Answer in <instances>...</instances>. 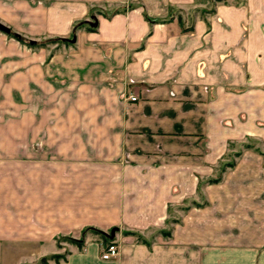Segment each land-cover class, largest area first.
I'll return each mask as SVG.
<instances>
[{
	"label": "crops",
	"instance_id": "crops-1",
	"mask_svg": "<svg viewBox=\"0 0 264 264\" xmlns=\"http://www.w3.org/2000/svg\"><path fill=\"white\" fill-rule=\"evenodd\" d=\"M0 21L75 31L0 32V264H264V0H0ZM114 227L104 259L85 231Z\"/></svg>",
	"mask_w": 264,
	"mask_h": 264
},
{
	"label": "rangeland",
	"instance_id": "rangeland-1",
	"mask_svg": "<svg viewBox=\"0 0 264 264\" xmlns=\"http://www.w3.org/2000/svg\"><path fill=\"white\" fill-rule=\"evenodd\" d=\"M203 1L207 3L209 8L212 7V5L216 2V0H203ZM94 20H95L94 17H88V20H80L78 22H75V24H74L75 27L73 28V30L75 28H77L82 23H85V25L90 27V24L93 23ZM5 24H7V23H5ZM7 25L10 26L11 31L9 33L4 31V33H7L10 37L15 38L16 40L20 41L21 43H24V44H26V45L34 48V49L47 47L50 50V52L51 51L53 52L55 50H58L59 47H63V46L64 47H71L73 45V43H74L73 36L75 34V31L73 32V30L66 36V38H64V37L62 38V37H59V36H57V37L47 36V37L30 38V37H28L26 35H22L20 33L15 32L13 27H12V25H10V24H7ZM0 32H3V30H0ZM51 119L52 120L50 121V123L53 124L55 119H54V117H52ZM46 132H47V134H45V132H44V134H42L41 138H37L36 140L33 141L34 145H36V148H41L42 147V149H43V147H44L43 145L46 144V141L49 139V134H48L49 130L47 129ZM251 142H254L257 146H260L261 148L264 147V145H261L259 140L255 139L254 141H251ZM17 154H20V153H17ZM20 155L23 157V154H20ZM18 158H20V157L18 156ZM19 170H21V169H19ZM21 175H22V173H21ZM18 187H21V186H17V188ZM176 215L179 216V213L177 212ZM85 232H91L95 237L103 238L102 237L103 236L102 233H100L96 228L87 229ZM85 232H84V234H85ZM81 238L78 239V238L73 237L72 234H69V235H59V236H57L56 240H57V243H58L59 246H64L62 251H63V253H66L67 250H65V248L68 246V244L76 243V244H79V246H81L82 245ZM105 242L107 244V243H110L111 241L107 242V240H105ZM63 255L64 254H56L55 256H63ZM53 256L42 258L40 262L44 263V262H46V260L48 258H53ZM57 258H61V257H57Z\"/></svg>",
	"mask_w": 264,
	"mask_h": 264
},
{
	"label": "built area",
	"instance_id": "built-area-1",
	"mask_svg": "<svg viewBox=\"0 0 264 264\" xmlns=\"http://www.w3.org/2000/svg\"><path fill=\"white\" fill-rule=\"evenodd\" d=\"M133 100H135L137 97L136 96H131ZM120 248L117 242L111 241L108 243L101 251V256L104 259H110L113 257H116L119 255Z\"/></svg>",
	"mask_w": 264,
	"mask_h": 264
},
{
	"label": "trees",
	"instance_id": "trees-1",
	"mask_svg": "<svg viewBox=\"0 0 264 264\" xmlns=\"http://www.w3.org/2000/svg\"><path fill=\"white\" fill-rule=\"evenodd\" d=\"M94 23H91L90 24V28H94ZM210 181H215V180H217V178H210L209 179ZM100 233H102V237H103V239L104 240H107V242L108 241H111L112 240V237L108 234V233H105V232H103V231H101V230H99V229H97ZM163 233L165 234V235H167V236H170L171 235V233H172V229L170 230V229H168V230H164L163 231ZM57 257H60V256H53V258H55L56 260H58L59 258H57Z\"/></svg>",
	"mask_w": 264,
	"mask_h": 264
},
{
	"label": "water",
	"instance_id": "water-1",
	"mask_svg": "<svg viewBox=\"0 0 264 264\" xmlns=\"http://www.w3.org/2000/svg\"><path fill=\"white\" fill-rule=\"evenodd\" d=\"M0 30H3L7 33H9L11 31V28L6 25L5 23L1 22L0 21ZM73 41H75V37H73ZM115 230H116V227H114L110 233H108L111 237L114 236V233H115Z\"/></svg>",
	"mask_w": 264,
	"mask_h": 264
}]
</instances>
